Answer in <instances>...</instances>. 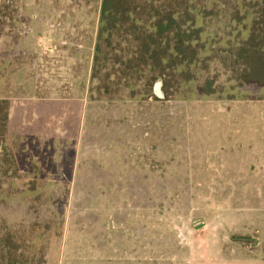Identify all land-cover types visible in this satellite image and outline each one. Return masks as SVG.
<instances>
[{
	"label": "rangeland",
	"instance_id": "374dc122",
	"mask_svg": "<svg viewBox=\"0 0 264 264\" xmlns=\"http://www.w3.org/2000/svg\"><path fill=\"white\" fill-rule=\"evenodd\" d=\"M103 1L0 0V264H264V0H120L111 42ZM153 6L195 17L167 84L119 63Z\"/></svg>",
	"mask_w": 264,
	"mask_h": 264
},
{
	"label": "trees",
	"instance_id": "16d2710c",
	"mask_svg": "<svg viewBox=\"0 0 264 264\" xmlns=\"http://www.w3.org/2000/svg\"><path fill=\"white\" fill-rule=\"evenodd\" d=\"M124 8L120 0H104L100 18V27L98 32V38L105 39L107 42H111L114 37L115 29L119 28L120 18L118 16L123 15ZM154 12L153 18H155L153 24L149 25L148 30L137 31L134 29L135 45L132 50L128 51V60L123 59L119 61L120 68L124 67L125 75L129 76L130 73H139L141 70V64H146L150 72L155 73L151 79L162 78L167 84L171 76L176 74L183 75L187 71V51L185 45L190 48L192 44H189L191 35L188 33L187 25L193 22L196 25L195 17L189 14V9H177L173 7H167L166 9L159 7H152ZM195 11V12H194ZM195 16L197 11L194 10ZM253 24H255L253 26ZM249 30L247 38L243 41H247L244 44H252V51L244 50L240 48L239 56L245 57L246 66L252 71L257 70L262 73L259 67L264 64V25L259 22H254ZM120 30V28H119ZM255 30L258 34H255ZM113 31V32H112ZM195 31L199 34L202 30L201 27H197ZM200 34L198 35V37ZM241 42V43H243ZM196 49H193L192 57L197 59ZM96 56L101 54L100 43L96 45ZM179 61V63H176ZM129 69V70H128ZM248 69H246L247 71ZM121 71L122 70H118ZM250 71V70H248ZM256 75V78L260 77L264 79V74L261 76ZM168 86V85H167ZM132 87V85L130 86ZM168 93V92H167ZM9 103L8 100L0 99V141L6 143V135L8 132L9 122ZM8 157L0 165V175H6L12 168L16 171H20L19 155H14L9 147H6ZM4 166V168H1ZM2 172V173H1ZM10 235V234H9ZM5 238H8L7 236ZM3 238L1 242L10 245V239ZM5 239V240H4ZM13 250H17V247L12 245ZM10 257H13L12 251L9 253ZM7 254V255H8ZM4 256H7L3 253Z\"/></svg>",
	"mask_w": 264,
	"mask_h": 264
}]
</instances>
